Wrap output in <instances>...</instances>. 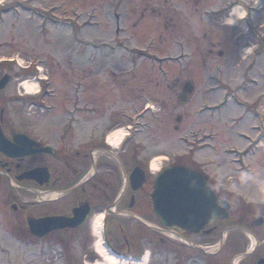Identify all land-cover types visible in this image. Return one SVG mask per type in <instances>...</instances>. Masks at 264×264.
<instances>
[{
	"label": "rangeland",
	"instance_id": "374dc122",
	"mask_svg": "<svg viewBox=\"0 0 264 264\" xmlns=\"http://www.w3.org/2000/svg\"><path fill=\"white\" fill-rule=\"evenodd\" d=\"M13 1L0 0V77L6 69L13 78L0 94L7 131L58 135L71 126L75 150L141 124L130 153L201 170L238 208L264 209V57L254 56L264 49V0H50L45 16ZM29 81L52 110L22 99L32 98L20 87ZM186 83L195 90L182 103ZM11 190L0 184V264L98 259L91 224L63 234V244L35 243L14 227L3 201ZM146 252L154 264V247Z\"/></svg>",
	"mask_w": 264,
	"mask_h": 264
},
{
	"label": "flooded vegetation",
	"instance_id": "af4514ba",
	"mask_svg": "<svg viewBox=\"0 0 264 264\" xmlns=\"http://www.w3.org/2000/svg\"><path fill=\"white\" fill-rule=\"evenodd\" d=\"M117 1L120 4L127 0ZM13 2L37 6L39 16H45L49 11L47 6L50 7V0ZM20 96L27 100L25 95ZM39 100L40 97L28 102L37 104ZM6 106L7 102L0 101V112L4 110L2 131L15 147L20 146L13 141L14 135L29 137L25 145L29 155L10 158L0 151V184L13 189L3 201L13 214L14 227L21 228L35 243L45 239L58 244L70 242L63 234H74L90 225L94 213L101 210L106 214L103 240L110 253L118 257L140 258L149 244L156 252L155 260L151 261L154 264H264V209L254 213L243 206L238 208L216 190L221 199L231 204L227 220H215L199 233L166 228L153 212L151 195L156 174L151 171V161L130 153L128 140L113 148L104 134L92 144H80L70 150L66 141L71 126L58 135L29 136L13 128L7 131ZM27 173H35V177L22 179ZM139 175L144 181L134 189L137 185L132 180ZM85 206L89 213L80 228L51 233L41 240L30 232L29 221L73 219L75 210ZM258 220L261 223L256 224Z\"/></svg>",
	"mask_w": 264,
	"mask_h": 264
},
{
	"label": "water",
	"instance_id": "95a60500",
	"mask_svg": "<svg viewBox=\"0 0 264 264\" xmlns=\"http://www.w3.org/2000/svg\"><path fill=\"white\" fill-rule=\"evenodd\" d=\"M9 76H4L0 80V91L5 89ZM194 91L191 84L184 87L183 95L179 98L182 103H187L189 95ZM15 137V142L19 143L20 138ZM0 150L10 154L15 152L6 140L0 126ZM13 154V153H12ZM15 155H10L14 157ZM35 173H27L22 179L30 180ZM133 184L139 187L143 183V176H135ZM154 211L167 227H179L194 233L200 232L215 219L224 220L228 218L230 206L217 197L209 188L208 179L202 173L191 171L184 167H172L164 170L155 181L154 193L152 195ZM76 219L67 221L65 219H48L46 221H29L33 235L42 238L50 232L62 229H74L81 225L78 212L75 213ZM77 222V223H74ZM261 223V222H260Z\"/></svg>",
	"mask_w": 264,
	"mask_h": 264
},
{
	"label": "bare ground",
	"instance_id": "6f19581e",
	"mask_svg": "<svg viewBox=\"0 0 264 264\" xmlns=\"http://www.w3.org/2000/svg\"><path fill=\"white\" fill-rule=\"evenodd\" d=\"M235 13L237 14V11H235ZM20 87L23 90H25V93L28 96L36 95L40 89L37 82H31V81L23 82L22 84H20ZM150 108L152 109V107ZM128 136H129V132L127 133L124 129H117L109 133V135L107 136V143L113 148H118L120 144L125 139H127ZM161 166H162V162L160 159H153L151 161V171L154 174H157L159 172ZM103 221H104V215L101 213L95 215L90 222L92 236L99 238L97 239V241H95L93 245L94 251L98 256V259L93 264H147L148 263V255H146L142 261L127 262L125 260L122 261L119 258L109 254L107 250L104 248L101 241Z\"/></svg>",
	"mask_w": 264,
	"mask_h": 264
}]
</instances>
